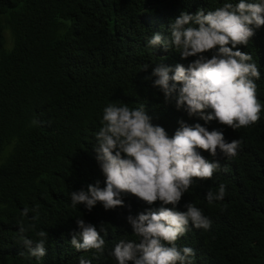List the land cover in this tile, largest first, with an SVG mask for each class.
Returning <instances> with one entry per match:
<instances>
[{"label": "trees", "instance_id": "trees-1", "mask_svg": "<svg viewBox=\"0 0 264 264\" xmlns=\"http://www.w3.org/2000/svg\"><path fill=\"white\" fill-rule=\"evenodd\" d=\"M223 2L0 0V264H78L81 255L92 264H117L107 253L95 259L92 251L79 252L70 243L78 216L98 229L101 222L110 225L109 248L121 238L134 239L126 216L147 207L131 194L124 196L125 207L114 210L99 202L91 212L82 204L71 207V191L96 179L103 186L93 148L102 110L109 102L144 103L153 122L169 134L179 119L194 122L144 79L161 56L172 65L188 61L147 47L146 39L155 32L168 35L170 19L181 10L207 11ZM241 50L260 65L258 95L264 103V26ZM144 63L151 64L147 73L140 71ZM33 119L40 123L33 125ZM208 127L224 126L213 121ZM224 132L229 141L243 140L238 156L220 158L228 170L195 181L181 201L202 208L213 221L211 230L193 229L177 243L196 250L197 264H264V112L258 123ZM220 183L227 185L225 199L208 205L205 193ZM36 205L35 230L49 234L41 261L28 258L17 241L21 209ZM25 223L32 221L25 218ZM35 230L28 235L34 237Z\"/></svg>", "mask_w": 264, "mask_h": 264}, {"label": "clouds", "instance_id": "clouds-1", "mask_svg": "<svg viewBox=\"0 0 264 264\" xmlns=\"http://www.w3.org/2000/svg\"><path fill=\"white\" fill-rule=\"evenodd\" d=\"M262 26L264 0H224L207 11L204 7L194 12L181 10L170 19L168 35L155 32L146 39L147 47L178 53L181 60L188 61L172 65L161 56L155 67L144 63L140 71L147 73L151 67L144 79L152 80L166 103L174 102L177 110L195 120L179 119L178 127L169 134L153 122L144 103L131 107L109 102L104 106L93 145L103 186L96 179L86 188L71 191V207L82 204L91 212L99 202L105 210H114L126 206L127 194L147 207L126 216L135 238H121L110 248L106 239L110 225L101 222L98 229L78 216L77 227L70 233V243L77 251H92L95 259L107 253L117 264H197L196 250L177 241L193 229L210 231L213 221L195 203L181 201L195 181L210 180L218 171L228 170L220 158L231 161L238 156L243 140H227L224 128L235 131L261 119L260 65L241 47H247ZM213 121L224 127L210 129ZM38 123L33 119V125ZM227 191L225 183L216 191L208 190L207 204L223 201ZM30 212L34 215L29 216ZM20 217L16 221L17 241L28 258L41 261L47 255L49 234L45 229L35 230L39 205L25 206ZM25 218L32 223L26 224ZM34 230V237L28 235ZM19 255L25 256V252ZM78 264H92V259L81 255Z\"/></svg>", "mask_w": 264, "mask_h": 264}, {"label": "rangeland", "instance_id": "rangeland-1", "mask_svg": "<svg viewBox=\"0 0 264 264\" xmlns=\"http://www.w3.org/2000/svg\"><path fill=\"white\" fill-rule=\"evenodd\" d=\"M5 34H6V37L9 39L10 32L6 31Z\"/></svg>", "mask_w": 264, "mask_h": 264}]
</instances>
